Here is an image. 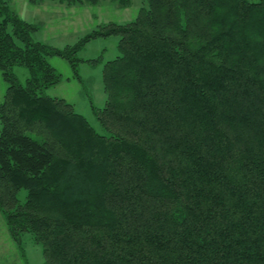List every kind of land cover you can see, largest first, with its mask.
<instances>
[{
    "label": "trees",
    "instance_id": "obj_1",
    "mask_svg": "<svg viewBox=\"0 0 264 264\" xmlns=\"http://www.w3.org/2000/svg\"><path fill=\"white\" fill-rule=\"evenodd\" d=\"M143 1L133 20L57 48L0 0L11 237L31 233L44 264H264V0ZM113 35L119 53L103 64L106 101L94 108L102 133L46 93L62 80L49 57L79 76L102 58L78 53Z\"/></svg>",
    "mask_w": 264,
    "mask_h": 264
},
{
    "label": "rangeland",
    "instance_id": "obj_2",
    "mask_svg": "<svg viewBox=\"0 0 264 264\" xmlns=\"http://www.w3.org/2000/svg\"><path fill=\"white\" fill-rule=\"evenodd\" d=\"M143 0H132L129 7H122L117 0H100L97 4L59 3L47 1L44 4H32L28 0H11V7L24 19L38 23L39 31L34 34L36 40L51 46L63 48L72 45L84 35L108 22L127 23L133 20L138 10L144 6ZM119 37L109 36L91 40L78 56L88 60L101 57L99 63L81 62L77 76L69 62L58 55L49 57L50 63L61 73L62 80L48 88L50 96L64 98L74 105L99 132H104L94 113V108H102L106 101L103 87V64L118 55ZM16 76L26 82L28 70L23 66L14 67ZM8 83L0 71V103L3 100ZM1 127V124H0ZM25 191L20 193L24 199ZM0 264H44L41 244L31 233H25L21 242L16 243L9 232L7 223L0 211Z\"/></svg>",
    "mask_w": 264,
    "mask_h": 264
},
{
    "label": "crops",
    "instance_id": "obj_3",
    "mask_svg": "<svg viewBox=\"0 0 264 264\" xmlns=\"http://www.w3.org/2000/svg\"><path fill=\"white\" fill-rule=\"evenodd\" d=\"M47 1H50V0H46V1H44L43 3H41V4H44L45 2H47ZM56 2V1H55ZM59 3H63V2H59ZM65 3V2H64ZM18 13V12H17ZM19 14V13H18ZM20 15V14H19ZM21 16V15H20ZM22 17V16H21ZM23 18V17H22ZM27 21H29V20H27ZM29 22H32V21H29ZM35 23V22H34Z\"/></svg>",
    "mask_w": 264,
    "mask_h": 264
}]
</instances>
